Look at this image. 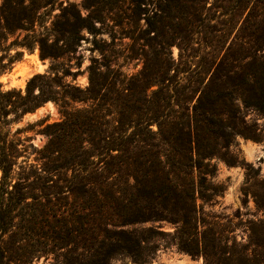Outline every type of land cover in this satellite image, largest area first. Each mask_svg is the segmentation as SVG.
<instances>
[{
  "label": "trees",
  "instance_id": "1",
  "mask_svg": "<svg viewBox=\"0 0 264 264\" xmlns=\"http://www.w3.org/2000/svg\"><path fill=\"white\" fill-rule=\"evenodd\" d=\"M165 1L130 35L126 57L143 60L137 73L111 58L113 39L96 42L102 57L87 66L85 87L74 82L80 62L62 75V63L33 75L25 92L0 83V264H152L164 231L144 224L158 221L177 224L179 247L205 264L249 263L247 249L226 251L204 204L223 191L214 159L244 164L238 136L262 135L246 110L264 117V0ZM43 4L0 2V74L18 59L2 53L9 35L33 30ZM75 20L78 36L84 27L96 32L88 16ZM143 37L158 46L135 48ZM34 42L42 57L59 56ZM49 100L62 119L43 127V146L11 136L14 122Z\"/></svg>",
  "mask_w": 264,
  "mask_h": 264
},
{
  "label": "rangeland",
  "instance_id": "2",
  "mask_svg": "<svg viewBox=\"0 0 264 264\" xmlns=\"http://www.w3.org/2000/svg\"><path fill=\"white\" fill-rule=\"evenodd\" d=\"M2 0H0L1 2ZM40 16L32 25L33 30H16L10 34L4 45L2 53L8 57L16 55L17 60L10 70L0 74V83L3 89H17L25 92L28 80L35 74L50 73L52 66H59V75L63 72L76 71L78 63L81 73L74 80L82 87L88 85L87 66L93 58H101L102 53L96 42L108 44L114 39V52L111 58L128 73H137L143 66L139 57L129 59L127 53L132 54L134 40L132 33L138 35L147 27L146 17L152 16L165 4V0H43ZM81 13L88 16L94 23L96 32L87 27L81 29L80 36L75 34L77 15ZM138 17V18H137ZM231 34V38L235 34ZM147 35V34H146ZM36 38L43 40L46 52H56L57 58L42 57V49ZM34 42L32 48L20 46L19 43ZM106 42V43H105ZM107 46V51L112 47ZM145 46L146 49L158 46L151 39L143 37L135 43V48ZM173 55L179 56L177 45L172 46ZM63 67V68H62ZM68 75L66 80H72ZM51 102V104H49ZM34 111L39 115L31 118L27 112L11 125V136L26 138L31 136L32 142L41 147L47 141L42 133L46 123L62 119L60 106L49 100ZM247 111V119L256 123L262 135L260 139L238 136L240 159L244 164H228L225 160L215 158L217 171L212 178L215 183L222 186V194L215 197L211 203L204 204V210L216 222L217 229L229 243L226 247L228 253H238L247 249L251 255L249 263L242 258L231 263L220 260V264H264V208L256 202L257 197L264 198V117L253 110ZM44 123L39 124V122ZM31 127V128H28ZM18 128H28L27 131L15 133ZM26 143V141H25ZM202 203L201 199H198ZM157 225L164 234L154 239L158 245L152 264H205L202 255L193 256L182 250L178 245L177 224L158 221L146 223ZM143 225V226H144ZM117 264H140L130 257L116 259ZM11 264H26L13 261ZM33 264H49L44 257L36 259Z\"/></svg>",
  "mask_w": 264,
  "mask_h": 264
},
{
  "label": "water",
  "instance_id": "3",
  "mask_svg": "<svg viewBox=\"0 0 264 264\" xmlns=\"http://www.w3.org/2000/svg\"><path fill=\"white\" fill-rule=\"evenodd\" d=\"M39 115V113L38 112H36V111H33V112H31V115H30V117L31 118H35L36 116H38Z\"/></svg>",
  "mask_w": 264,
  "mask_h": 264
},
{
  "label": "bare ground",
  "instance_id": "4",
  "mask_svg": "<svg viewBox=\"0 0 264 264\" xmlns=\"http://www.w3.org/2000/svg\"><path fill=\"white\" fill-rule=\"evenodd\" d=\"M49 104H51V102H49Z\"/></svg>",
  "mask_w": 264,
  "mask_h": 264
}]
</instances>
